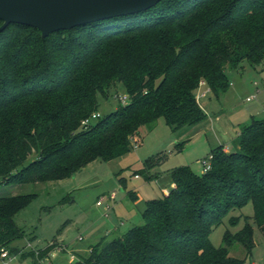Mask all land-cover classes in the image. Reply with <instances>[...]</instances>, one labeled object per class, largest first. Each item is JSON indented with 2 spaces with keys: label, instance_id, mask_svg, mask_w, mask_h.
Listing matches in <instances>:
<instances>
[{
  "label": "trees",
  "instance_id": "trees-1",
  "mask_svg": "<svg viewBox=\"0 0 264 264\" xmlns=\"http://www.w3.org/2000/svg\"><path fill=\"white\" fill-rule=\"evenodd\" d=\"M245 61L264 64V0H160L46 37L10 23L0 32V185L61 180L95 160L119 158L160 118L188 132L208 119L196 96L200 81L219 97L231 85L229 72ZM119 84L128 104L83 126L99 110V96ZM211 155L202 175L174 169L175 186L147 202L143 224L93 246L75 264H242L229 246L240 242L251 253L250 223L227 231L220 247L210 235L249 202L264 234V119L243 128L234 150L221 145ZM165 160L151 156L145 167ZM33 197H0V260L2 249L20 253L12 247L23 236L14 216ZM46 254L22 257L44 264Z\"/></svg>",
  "mask_w": 264,
  "mask_h": 264
},
{
  "label": "rangeland",
  "instance_id": "rangeland-1",
  "mask_svg": "<svg viewBox=\"0 0 264 264\" xmlns=\"http://www.w3.org/2000/svg\"><path fill=\"white\" fill-rule=\"evenodd\" d=\"M243 66L240 72H229L231 85L225 93L216 97L211 90V98L200 99L208 119L186 133L172 130L160 118L142 127L140 142H133L131 151L119 158L95 160L61 180L0 185V197L34 195L14 216L23 236L12 247L20 253L9 254L0 264H33L22 253L43 250L47 251L45 264H75L89 257L93 246L143 224L147 202L173 188L174 169L188 166L202 175V160L213 149L222 145L234 150L243 128L264 119V66L252 67L247 61ZM126 95L122 84L109 90L108 97L100 95L98 112L104 117L123 108L129 101L123 103L119 96ZM253 95L256 98L248 101ZM158 155L166 156L164 163L147 170L145 160ZM253 216L252 202L231 210L212 231V244L223 246L227 231L235 234L250 223L255 242L251 253L234 242L230 256L244 260L242 264H264V234Z\"/></svg>",
  "mask_w": 264,
  "mask_h": 264
},
{
  "label": "water",
  "instance_id": "water-1",
  "mask_svg": "<svg viewBox=\"0 0 264 264\" xmlns=\"http://www.w3.org/2000/svg\"><path fill=\"white\" fill-rule=\"evenodd\" d=\"M160 0H0L2 32L10 23L38 28L44 37L96 20L129 15Z\"/></svg>",
  "mask_w": 264,
  "mask_h": 264
},
{
  "label": "built area",
  "instance_id": "built-area-1",
  "mask_svg": "<svg viewBox=\"0 0 264 264\" xmlns=\"http://www.w3.org/2000/svg\"><path fill=\"white\" fill-rule=\"evenodd\" d=\"M262 86L264 87V82L262 83ZM203 88H205V89H203ZM210 92H211V88L208 86L206 81L205 80H201L200 83H199V87L197 89V93H196L198 101H200V99L206 97ZM255 98H256V95H253V96L248 98V101H251V100H253ZM119 99L123 103H126L127 101H129V97L127 95L123 96V97L119 96ZM100 118H102L101 113L96 111L89 118H86L82 122V124H83V126H89L93 122L98 121ZM211 159H212V155H210V157L208 159L202 160V163H203V166H204V168H203V172L204 173H206L208 170L211 169ZM168 193H169V191L166 192V194H168ZM1 257L3 259L9 258V252L7 250L2 249L1 250Z\"/></svg>",
  "mask_w": 264,
  "mask_h": 264
},
{
  "label": "crops",
  "instance_id": "crops-1",
  "mask_svg": "<svg viewBox=\"0 0 264 264\" xmlns=\"http://www.w3.org/2000/svg\"><path fill=\"white\" fill-rule=\"evenodd\" d=\"M263 66H264V64L262 65V67H263ZM208 97L211 98V94H210V93H209L206 97H204V98L206 99V98H208ZM201 107H202V105H201ZM202 109L204 110L203 107H202ZM224 148H225L226 151H232V150H233V149L231 150L228 146H225ZM172 186L174 187L175 184L172 183Z\"/></svg>",
  "mask_w": 264,
  "mask_h": 264
}]
</instances>
